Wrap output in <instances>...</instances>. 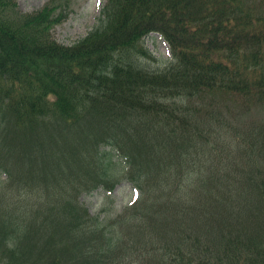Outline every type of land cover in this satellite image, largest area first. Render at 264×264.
Returning <instances> with one entry per match:
<instances>
[{
  "label": "trees",
  "instance_id": "16d2710c",
  "mask_svg": "<svg viewBox=\"0 0 264 264\" xmlns=\"http://www.w3.org/2000/svg\"><path fill=\"white\" fill-rule=\"evenodd\" d=\"M53 2L0 0V264H264V122L217 101L264 107V1L106 0L71 45ZM123 179L121 213L80 202Z\"/></svg>",
  "mask_w": 264,
  "mask_h": 264
},
{
  "label": "rangeland",
  "instance_id": "374dc122",
  "mask_svg": "<svg viewBox=\"0 0 264 264\" xmlns=\"http://www.w3.org/2000/svg\"><path fill=\"white\" fill-rule=\"evenodd\" d=\"M51 0H16V7L19 12L30 13L39 10ZM106 0H54L52 5L57 6V11L62 10L64 19L54 25L51 36L59 43L71 45L83 37L97 22L100 16V9ZM258 2L259 0H250ZM264 1V0H262ZM63 8V9H61ZM143 45L154 56L149 60L151 66H162L170 60V50L166 41L157 33H149L143 37ZM219 104L226 109L228 121L233 128H243L251 123L264 122V107L256 106L249 112H239L238 98L228 96L219 99ZM80 134V133H78ZM221 144V142L217 143ZM138 196V191L128 180L123 179L115 185L111 192H105L98 187L92 192L83 193L79 200L91 214L114 215L123 210ZM103 208V212L101 211Z\"/></svg>",
  "mask_w": 264,
  "mask_h": 264
}]
</instances>
